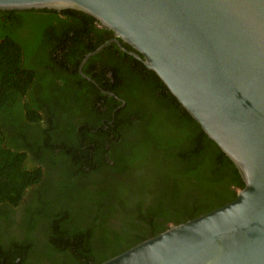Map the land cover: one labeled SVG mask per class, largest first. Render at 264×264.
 Here are the masks:
<instances>
[{"label":"trees","instance_id":"obj_1","mask_svg":"<svg viewBox=\"0 0 264 264\" xmlns=\"http://www.w3.org/2000/svg\"><path fill=\"white\" fill-rule=\"evenodd\" d=\"M0 21V264H101L245 186L161 78L118 44L84 65L118 98L79 74L112 38L94 17L0 10ZM40 66H53L40 79L44 100L28 99ZM76 112L90 121L79 128ZM33 186V203L4 223Z\"/></svg>","mask_w":264,"mask_h":264},{"label":"water","instance_id":"obj_2","mask_svg":"<svg viewBox=\"0 0 264 264\" xmlns=\"http://www.w3.org/2000/svg\"><path fill=\"white\" fill-rule=\"evenodd\" d=\"M27 9H75L112 30L82 65L116 42L161 78L245 182L232 201L101 264H264V0H0V10Z\"/></svg>","mask_w":264,"mask_h":264},{"label":"flooded vegetation","instance_id":"obj_3","mask_svg":"<svg viewBox=\"0 0 264 264\" xmlns=\"http://www.w3.org/2000/svg\"><path fill=\"white\" fill-rule=\"evenodd\" d=\"M39 10V9H38ZM96 23H97V25L99 26V27H102L100 24H99V22L96 20ZM6 25V23L5 22H3V21H0V27L1 28H4V26ZM115 37V34L113 33L112 34V38H114ZM112 38H110V39H112ZM110 39H108V40H110ZM106 42V41H105ZM104 42V43H105ZM122 42V41H121ZM112 43H116V42H112ZM125 42H122V44H124ZM111 44V43H110ZM117 44V43H116ZM127 44V43H126ZM102 45V44H101ZM127 45H129V44H127ZM108 46V45H107ZM119 46V45H118ZM124 46V45H123ZM130 46V45H129ZM125 47V46H124ZM105 48V47H104ZM103 48V49H104ZM102 49V50H103ZM122 50V49H121ZM129 50V49H128ZM123 51V50H122ZM93 52V51H92ZM100 52V51H99ZM126 52V51H125ZM89 53H91V52H89ZM89 53H87V54H89ZM98 53V52H97ZM128 53V52H127ZM86 54V55H87ZM96 54V53H95ZM85 55V56H86ZM91 57V56H90ZM84 60V59H83ZM83 60H82V62H83ZM88 61V60H87ZM86 61V62H87ZM86 62L82 65V63L80 64V66H79V68H78V72H79V74L80 75H82V77H84L85 79H87L89 82H91V83H93L96 87H98V88H100V90L105 94V95H110V96H115V97H117L116 96V94L115 93H113V92H111V93H113V95H111L110 93H107V92H110V91H107V89H105V88H103V87H101V85L99 84V83H97L88 73L86 74L85 72H84V65L86 64ZM53 68V66H40V68H37L38 70H37V79H36V81H37V83L35 84V88L31 91V92H29L28 93V95H27V97L26 98H28V99H31L32 97V95L34 96V97H36V98H41L42 100H44V97L42 96V89H41V86H40V79H44V76L47 78V76H49V75H51L52 73L49 71V69H52ZM92 98V97H91ZM118 98V97H117ZM106 101V99H104V102ZM107 108V107H106ZM105 107L103 108L104 109V111H105V109H106ZM78 111V110H77ZM76 114H77V117H76V121H77V123H79V125H78V127L80 128V126H81V120L82 119H84V121L86 120V121H90V120H88L89 118L88 117H85V116H81V114H80V112H76ZM102 122L104 123V124H107V120H106V118H104V119H102ZM94 123V122H93ZM90 127H91V131H95L96 129H94L93 128V126L92 125H90ZM78 128V129H79ZM105 129H107V127L105 128ZM106 147H107V143H106ZM31 161V158H30V160H29V163H31L32 164V162H30ZM45 183L43 182V183H40L38 186H41V185H44ZM36 188L37 187H35V186H33V187H31V188H28L27 189V191H26V193H25V195H24V197H23V200H22V202L18 205V206H16V207H10V209L12 210L11 211V217H10V219L8 220V221H5L4 223H8L9 222V224H11V225H13V221H14V219L15 220H19L20 218H21V216H22V214H23V211H24V209L28 206V205H30L31 203H33V201H34V199H35V195H34V191L36 192ZM6 207H4V209H5ZM14 218V219H13ZM9 224H7V226H9Z\"/></svg>","mask_w":264,"mask_h":264},{"label":"rangeland","instance_id":"obj_4","mask_svg":"<svg viewBox=\"0 0 264 264\" xmlns=\"http://www.w3.org/2000/svg\"><path fill=\"white\" fill-rule=\"evenodd\" d=\"M37 27H38L37 22H32V23L29 24V26H28V28H27V31L32 30V29L35 31V29H37ZM58 111L60 112L59 109H58ZM28 165L31 166L30 163H28Z\"/></svg>","mask_w":264,"mask_h":264}]
</instances>
